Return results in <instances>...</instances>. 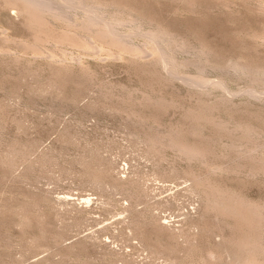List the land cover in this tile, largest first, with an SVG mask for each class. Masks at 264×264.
Returning <instances> with one entry per match:
<instances>
[{"label": "rangeland", "instance_id": "374dc122", "mask_svg": "<svg viewBox=\"0 0 264 264\" xmlns=\"http://www.w3.org/2000/svg\"><path fill=\"white\" fill-rule=\"evenodd\" d=\"M45 2L0 0V264H264V0Z\"/></svg>", "mask_w": 264, "mask_h": 264}, {"label": "bare ground", "instance_id": "6f19581e", "mask_svg": "<svg viewBox=\"0 0 264 264\" xmlns=\"http://www.w3.org/2000/svg\"><path fill=\"white\" fill-rule=\"evenodd\" d=\"M10 2H12L13 4L16 5V8H18V10L24 15V17H26V22H29V26L30 27H35L37 29H39V34L43 32L40 31L42 28L45 29V26L47 27V22L49 20L48 18V15H51L53 17H56V18H63V14H60L56 8H54V6H52L51 4L45 2V0H10ZM264 11V10H263ZM94 14V13H93ZM94 16V15H93ZM52 17V18H53ZM95 17V16H94ZM51 18V19H52ZM48 19V20H47ZM82 27H83V30L87 28V31L91 32V37H88L86 35H83L81 33H76L74 31L70 32H65L64 30V34H62L63 36H60L63 37V41L65 40H69L71 41L70 44L73 42L75 43L76 45H79V46H84L86 48H90L92 51H97L99 50V47H98V42L96 41L97 39L100 40H104V41H108L110 42L109 44L110 45H116L117 47L120 46V49L122 48V50H124L125 52H129L130 53H134V54H137V51H135V49L131 48L132 45H129L130 43H128L123 36H121V34H119L118 32H116L114 30V28H112L108 23L105 24V22H102V24L100 23L101 21L98 22V20L94 19L92 16H87V18L82 21ZM47 24V25H46ZM28 25V24H27ZM74 26V25H73ZM34 28H32L33 30ZM48 29V28H47ZM36 30V29H35ZM34 30V31H35ZM47 32V31H46ZM89 32V33H90ZM62 33V32H61ZM37 34V33H36ZM46 34V33H45ZM48 37V36H47ZM58 37V36H57ZM60 37V38H61ZM43 38V37H42ZM61 39V40H62ZM40 41V40H39ZM43 41V40H42ZM46 41V40H45ZM60 41V40H59ZM103 41V42H104ZM66 42V41H65ZM63 42V43H65ZM60 43V42H59ZM113 43V44H112ZM31 45V44H30ZM71 46V45H70ZM124 46V47H122ZM35 47V46H34ZM101 47V46H100ZM27 48V47H26ZM124 48V49H123ZM28 49V48H27ZM45 49V48H44ZM109 49V48H108ZM129 51H128V50ZM63 50V49H62ZM127 50V51H126ZM155 50V49H154ZM153 48H152V51H154ZM113 51V49L111 50ZM156 51V50H155ZM142 54V53H141ZM160 55V54H159ZM159 57V56H158ZM136 60V59H135ZM162 60V59H161ZM173 61V60H172ZM176 61V60H175ZM201 117V116H200ZM199 120V119H198ZM173 136V135H172ZM167 137V136H166ZM175 140V139H174ZM177 140V139H176ZM154 142V141H153ZM171 143V142H170ZM181 145V143H179V146ZM195 146V145H194ZM182 149L181 150H184L187 154H189L191 157L193 156H196V155H201L200 153H197V152H200V149L197 148H193L192 146H189L187 144H182ZM179 148V147H178ZM197 150V151H196ZM205 152V151H204ZM196 154V155H195ZM197 157V156H196ZM202 157V156H201ZM214 198V197H213ZM222 199V198H221ZM232 199V198H231ZM235 199V198H234ZM220 201V200H219ZM226 201V200H225ZM241 201V200H240ZM223 203V202H222ZM233 203V202H232ZM234 204V203H233ZM243 202L241 203V205H235L232 206L231 204L228 205L226 204L224 206V208H227V209H230L231 211L232 210H237L238 212L240 211L241 214L244 215V217H249L248 218V222L247 220V223H249V225L252 227L254 226H257L256 223L254 222V219L251 215H248L250 214L251 212V209H250V212H249V208L246 207V205H242ZM228 205V206H227ZM223 207V206H222ZM228 212V210H227ZM236 213V211H235ZM240 214V215H241ZM239 215V214H238ZM246 215V216H245ZM246 217V218H247ZM243 219V218H242ZM259 222V221H258ZM245 224V221L243 222ZM252 224V225H251ZM247 225V226H249ZM243 227V225H242ZM262 227V226H261ZM237 228V227H236ZM244 228V227H243ZM241 230V229H240ZM253 230V229H252ZM245 232V231H243ZM250 232V231H249ZM249 232H246L245 234H251ZM247 234V236H249ZM239 235V234H238ZM245 237V238H241V239H244L242 240L241 242V247H243V249H245L244 251L247 253V255L245 256V258L243 259V261L240 263V264H258V259L256 256V254L258 255V253H260L259 251L256 250V244H253L252 240L250 241L249 237ZM243 237V235H242ZM251 238V236H250ZM254 238V237H252ZM240 237L238 239V241H241ZM258 240V239H257ZM256 243V241H254ZM240 243V242H239ZM253 244V245H252ZM238 246V245H237ZM258 246V245H257ZM261 247H259V250H260ZM256 251L258 253H256ZM262 253V252H261ZM261 257V256H260ZM257 259V260H256ZM258 261V262H257Z\"/></svg>", "mask_w": 264, "mask_h": 264}]
</instances>
